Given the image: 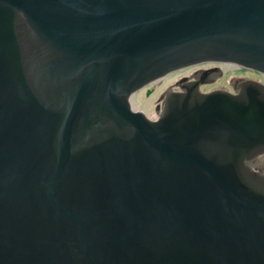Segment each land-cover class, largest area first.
Here are the masks:
<instances>
[{
  "label": "water",
  "instance_id": "obj_1",
  "mask_svg": "<svg viewBox=\"0 0 264 264\" xmlns=\"http://www.w3.org/2000/svg\"><path fill=\"white\" fill-rule=\"evenodd\" d=\"M202 64L264 76V0H0V264H264V84L129 103Z\"/></svg>",
  "mask_w": 264,
  "mask_h": 264
},
{
  "label": "rangeland",
  "instance_id": "obj_2",
  "mask_svg": "<svg viewBox=\"0 0 264 264\" xmlns=\"http://www.w3.org/2000/svg\"><path fill=\"white\" fill-rule=\"evenodd\" d=\"M218 67L220 71H222V76L218 78L217 76H213L212 81L204 83L200 87V91L202 93H208L213 90H227L231 91L230 89V81L234 78H245L253 81H257L261 84H264V76L245 69H239L236 67H230L225 69L223 64H202L194 67L185 68L182 70L175 71L166 75L165 77L161 78L160 80L152 83L151 85L140 89L134 95V100L137 104L136 110L143 113L146 118L150 120L156 119L155 113V104L159 99V96L162 95L168 87L174 85L175 81H177L184 73L197 69L198 67ZM167 79V80H166ZM260 162L263 164L261 165L264 168V157H260ZM260 171H263L262 169ZM264 173V172H263Z\"/></svg>",
  "mask_w": 264,
  "mask_h": 264
},
{
  "label": "flooded vegetation",
  "instance_id": "obj_3",
  "mask_svg": "<svg viewBox=\"0 0 264 264\" xmlns=\"http://www.w3.org/2000/svg\"><path fill=\"white\" fill-rule=\"evenodd\" d=\"M212 69H216L217 72L214 71V70H212ZM200 71H203L205 73H201ZM222 73L223 72L220 71V69L218 67H214V66H211V67H198L197 69H194L192 71H189V72L184 73L177 81H175V83H174L173 86L168 87L166 89V91L162 95L159 96V99L157 100V103L155 104V113H156V111H160L161 110V107H162V104H163V98H164L165 95L171 94V93H181L182 92V89H180V87L190 86L194 82H199L200 83L199 86H198V90L200 91V87L204 83L209 82V81H212V79H213L212 77L213 76H217L218 78H220L222 76ZM236 79H245V78H234V79H231L230 84H229L231 91H228V92L233 93V85H232V83ZM255 82H257V81H255ZM225 91H227V90H225ZM156 116H157V114H156ZM261 156L263 158L264 157V154H261V155L257 156V158H255L250 163L249 166L254 171H257V172H260V173L264 174L263 173L264 170L263 171H260L261 170V167H262L261 165H263L260 162V157ZM262 169H264V168L262 167Z\"/></svg>",
  "mask_w": 264,
  "mask_h": 264
},
{
  "label": "bare ground",
  "instance_id": "obj_4",
  "mask_svg": "<svg viewBox=\"0 0 264 264\" xmlns=\"http://www.w3.org/2000/svg\"><path fill=\"white\" fill-rule=\"evenodd\" d=\"M223 67H224L225 69H228V68H230V67H235V66H233V65H231V64H223ZM166 80H167V79H166ZM129 103H130V105H131V107H132L133 109H136V108H137V104H136L134 98H131L130 101H129Z\"/></svg>",
  "mask_w": 264,
  "mask_h": 264
}]
</instances>
